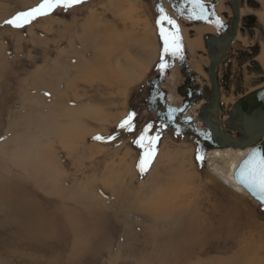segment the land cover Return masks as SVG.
<instances>
[{"label": "rangeland", "instance_id": "obj_1", "mask_svg": "<svg viewBox=\"0 0 264 264\" xmlns=\"http://www.w3.org/2000/svg\"><path fill=\"white\" fill-rule=\"evenodd\" d=\"M42 2L43 0H0V168L13 169L26 176L25 165L30 166L32 158L30 153L32 151L28 146L30 144L29 135L26 134V130L33 126L31 146L34 152L38 151L35 154L37 157L33 159L36 164L41 161L37 164L41 168L32 171L47 182L51 181L52 173L60 176L57 184L60 183L64 188L70 189L73 195L77 193L90 195L89 190L95 188L94 196H91L95 202L100 200L98 202L100 210L107 216H111L117 210L116 214L119 215L117 221L113 218L106 224L105 232L108 239L111 237V244L103 242L101 247L94 246L90 250L89 237L80 235L77 245V248L80 247L78 262H70L68 260L72 253V238L69 240L71 247L66 251L60 250L59 243L56 242H52L51 247L55 248L52 251L42 247H26L16 241H11L13 243L11 244L9 238L13 236L17 239L22 234L10 224L8 213L2 211L0 212V264H161L158 261L159 253L152 246L157 234L155 232L162 234L158 235L160 239H166L167 236L178 232L167 231L166 227L159 230V226L153 220H167L173 215L178 221L181 220L179 216L186 213L193 217L195 210L202 218L215 211L221 213L229 211L232 217L231 232L223 235L216 234V232L209 233L208 237L197 245L198 250L206 249V254L201 256L202 260L212 264H264V209L250 196L238 195L232 191L231 185L221 175L222 173L228 178L231 177L228 174L229 165L223 159L215 160L214 155L207 157V154L204 160L198 159L197 149L192 141L176 138L163 130L156 121V115L147 112L142 104L144 84L157 73L158 68L167 58V53L164 52V40L160 34L161 28L165 32L172 31L166 19L161 21V17L165 15L156 11L153 3L155 0H83L82 3L67 9L58 7L47 15L37 17L22 28H15L5 23L17 14L28 12ZM260 3L263 5L261 7H264V0H260ZM241 12L243 18L255 16L258 19V25L249 45L252 41L254 44L261 42L262 49L264 22L261 15H263L264 8L256 11L244 5ZM122 21L125 23L126 32L120 31L115 38L127 40L130 47L129 57L132 55L130 59L137 60L136 62L139 63H150L151 66L143 77V81L134 85L128 93L125 87L123 88L126 91H123L122 87L117 86H112L107 91H96L95 85L91 88L87 82L83 81L84 79H79L83 74L82 69L84 71L86 68V62L91 59L98 60L90 50L87 49L86 52L84 50L90 48L94 51V45H96L97 53L102 51L101 54H104V50L109 51L110 49L107 48L109 43H106L107 47L105 46L106 38L95 34V31L105 30L106 26ZM144 32L148 36L147 43H150L149 50H152L145 54L139 45V34ZM259 32H263L261 34L263 38L257 41L260 37ZM128 33H132L133 36L127 39ZM108 35L112 37L111 34ZM134 35L138 36L134 37ZM247 37H245V42ZM245 46L244 41L240 40L233 48L234 50H250L248 46ZM201 50L202 53H195V58H192L191 62H194L195 66L201 61L202 64L207 65L208 63L204 59V47ZM259 59L260 55L258 64L261 68L255 70L254 68L249 69L247 66H251V62L243 58L242 72L245 77L242 89L239 93L235 89L230 96L223 94L225 103L222 102V104L225 106V111L229 110L234 102L245 94L264 86V63ZM199 67L196 72L203 75ZM178 70L173 69L166 78V84L163 85V89L171 100L173 99L172 105L175 106L181 105L177 90L184 81V77ZM75 79L76 83L73 82ZM78 91L82 92L78 93ZM65 92L70 93L68 97L73 96L72 105L65 104L67 100L63 99ZM84 92L88 93H85L86 96L93 97V104L85 103L87 98L83 100ZM77 102L78 107L75 105ZM81 110L89 113L78 115V112H82ZM197 110L193 108L189 115L194 117ZM71 112H76V115L69 117ZM129 117H131L132 128L122 129L120 124ZM94 122L98 123L93 125ZM103 124L107 128L106 131ZM142 134L145 136L143 141L145 145L148 144L149 139L158 137L154 145L156 158L150 169L143 174L139 171L138 163L144 156L146 148H141L135 143ZM96 136L104 139L97 140L94 138ZM109 137H112L111 140ZM1 149L5 151L4 154ZM18 155L27 160L20 162L17 160ZM42 156L45 160L39 159V157L43 158ZM224 159L229 160L231 157ZM180 162L183 171L178 178L182 182L174 181L176 188L171 186L172 183L170 187H165L172 175V170H177L176 163ZM23 180L30 182L27 178ZM167 188L169 192L172 191L171 196H176L170 197L169 192V195L166 191L163 192L165 189L168 191ZM170 188L174 190V193L173 190L170 191ZM42 194L41 201H47L46 204L49 206L53 202L51 200L58 199L55 195L51 196L46 192ZM64 200L72 206L75 204L67 197L61 198V204ZM86 200L89 198L84 200L87 203ZM190 201H192L190 205L192 209L188 206H181L189 204ZM172 205L173 208H171ZM70 208L73 209V207ZM83 211L81 206L79 212ZM68 218L70 223H76V219L82 220L72 216ZM2 220L8 221V224L4 225ZM63 220L66 221V219ZM72 226L75 227L77 233L87 228L85 222L76 226L72 224ZM62 252L64 253L61 254Z\"/></svg>", "mask_w": 264, "mask_h": 264}, {"label": "bare ground", "instance_id": "obj_2", "mask_svg": "<svg viewBox=\"0 0 264 264\" xmlns=\"http://www.w3.org/2000/svg\"><path fill=\"white\" fill-rule=\"evenodd\" d=\"M205 1V0H203ZM260 1V0H259ZM222 2V1H221ZM222 4V3H221ZM220 4V5H221ZM165 7V5H164ZM224 7V6H223ZM248 7V6H247ZM166 8V7H165ZM222 8V7H221ZM9 10V9H8ZM220 10V9H219ZM20 11V10H19ZM11 12V11H10ZM221 13V12H220ZM242 12H240L241 14ZM264 13V12H263ZM125 14V13H124ZM161 14V13H160ZM243 14V13H242ZM172 15V14H171ZM264 15V14H263ZM225 16V15H223ZM128 17V16H127ZM3 18V17H2ZM124 18V16H123ZM126 18V17H125ZM132 18V16H131ZM223 18V17H222ZM264 18V17H263ZM263 18H261L263 20ZM4 19V18H3ZM130 19V18H129ZM176 19V18H175ZM2 20V19H1ZM122 20V19H121ZM120 20V21H121ZM128 20V18L126 19ZM3 21V20H2ZM135 21V20H133ZM228 21V20H227ZM1 22V21H0ZM131 22V21H130ZM125 23L122 22H118L116 24H113L111 26H106V29H98L97 31H95V34L97 33L99 36H103L106 38V42H105V46L106 43H109V51L105 50L103 51L104 54H101L102 51H99L98 53L96 52L95 48L96 45H94V51L91 50L90 48H85V52L86 50H90L92 52V54H94L93 56H96V58L98 59L97 61L94 59H91L90 61H85L86 62V68L83 71L82 69V76L79 79H84L83 81L86 83L87 85L89 84V86H91V88L95 85V87H97L96 91H107V89H111L112 86H117L122 87L121 89L123 91L127 92L137 83H140L141 81H143V77L147 74L151 64L150 63H139L136 62L134 59H130L129 57V53H128V49H130V47L127 44V40H121L118 38H115V36L120 34V31H125L126 30V26L124 25ZM131 24V23H130ZM189 26V25H188ZM123 28V30L120 29ZM136 27V26H135ZM209 27V26H208ZM82 28V27H81ZM181 28V27H180ZM215 29V27H214ZM182 30V29H181ZM191 30V29H189ZM196 30V29H195ZM129 31V30H128ZM187 31V29L185 30ZM207 31V29H206ZM126 32V31H125ZM208 32V31H207ZM138 33V31H137ZM183 33V32H182ZM108 34H111L112 37H110ZM134 34V33H133ZM136 34V32H135ZM128 37L133 36L132 33H128L127 34ZM185 35V33H184ZM239 35V33H238ZM138 35H134V37H136ZM147 33L144 32L143 34H139V45L140 48H142L144 51V54L149 50L148 45H150V43L148 44V38H147ZM138 38V37H137ZM185 38V37H184ZM194 37H192L193 39ZM201 39V38H200ZM96 40V39H95ZM187 40V38H186ZM190 40V39H189ZM188 40V41H189ZM198 40V39H197ZM192 41L191 42V46H195L196 44L199 45L198 41ZM70 41V40H69ZM187 41V43H188ZM202 41V40H201ZM190 42V41H189ZM185 45V44H184ZM190 45V44H189ZM152 46V45H151ZM156 46V45H155ZM154 46V47H155ZM190 48H193L191 47ZM201 48L204 47V43L203 45L200 44L199 45ZM89 47V46H88ZM128 47V48H127ZM185 47V46H184ZM193 49H196V47H194ZM199 49V48H198ZM134 50V49H133ZM205 50V47H204ZM141 51V49H140ZM152 51V50H151ZM150 51V52H151ZM192 51V50H191ZM190 51V52H191ZM206 51V50H205ZM149 52V54H150ZM143 53V52H142ZM153 53V52H152ZM196 53V52H195ZM195 53L192 52L193 56L195 57ZM151 55V54H150ZM144 56V55H143ZM142 56V57H143ZM192 56V55H191ZM135 57V55L133 56ZM147 57V56H146ZM157 57V56H156ZM200 57V56H199ZM139 58V57H138ZM141 58V57H140ZM145 58V57H144ZM143 58V59H144ZM201 58V57H200ZM63 59V58H62ZM137 59V57H136ZM146 59V58H145ZM148 59V58H147ZM146 59V60H147ZM150 59V58H149ZM204 60V59H203ZM207 60V59H206ZM260 60L264 63V45L262 47V51L260 53ZM198 61V60H197ZM142 62V61H141ZM144 62V61H143ZM191 62V61H190ZM202 62V61H201ZM200 62V63H201ZM152 63V62H151ZM194 63V62H193ZM205 63V62H204ZM200 66V65H199ZM205 66V65H204ZM191 67V66H190ZM195 66H193L194 68ZM197 67V66H196ZM75 68V67H74ZM84 68V67H83ZM200 68V67H199ZM197 69V68H196ZM200 70V69H198ZM202 70V69H201ZM200 70V71H201ZM80 71V70H78ZM173 71V70H172ZM179 71V70H178ZM199 71V72H200ZM196 72V71H195ZM198 72V71H197ZM202 72V71H201ZM205 72V71H203ZM76 73V72H75ZM78 73V72H77ZM175 74V73H174ZM204 74V73H203ZM218 75V74H217ZM78 76V75H77ZM177 76V75H175ZM201 76V75H200ZM76 77V76H75ZM178 77V76H177ZM206 77V76H205ZM180 78V75H179ZM78 79V78H77ZM76 79L73 81L76 83ZM178 82V81H177ZM200 82V81H199ZM71 84V82L69 83ZM78 84V83H77ZM166 84V83H165ZM75 85V84H74ZM82 85V84H81ZM84 85V84H83ZM86 85V84H85ZM104 85V86H103ZM110 87V88H109ZM123 87H125L126 89H124ZM262 87V86H261ZM79 88V87H78ZM260 88V87H259ZM235 89V88H234ZM61 90V89H60ZM69 90V89H68ZM84 90V89H82ZM88 91V90H87ZM62 92V91H61ZM69 92V91H67ZM66 93V95H64L63 99L66 100L65 104L66 105H72V97H68L70 95V93ZM82 91H78V93H80ZM112 92V91H111ZM110 92V93H111ZM118 92V91H117ZM45 93V92H44ZM88 94L87 92H84V94L82 96H84L83 100L85 98H87V102L85 101V103H92L93 97H90L89 95L86 96V94ZM103 93V92H102ZM101 94V92H100ZM100 94H97L100 96ZM105 94V93H104ZM76 95V94H75ZM80 96V95H78ZM102 96V95H101ZM104 96V95H103ZM215 94L212 93L210 94V97H214ZM105 97V96H104ZM102 97V100H104ZM62 98V97H60ZM111 98V97H110ZM108 100V98H106ZM169 102L172 104V100L169 97ZM77 100V99H76ZM82 100V101H83ZM86 100V99H85ZM80 101V99H79ZM105 101V100H104ZM111 101V99H110ZM64 103V102H62ZM95 103V102H94ZM225 103V102H224ZM235 103V102H234ZM86 104V105H87ZM93 104V103H92ZM97 104V103H96ZM103 104V103H102ZM106 104H110V103H106ZM77 107L79 106L78 102L75 104ZM98 106V105H97ZM69 107V106H68ZM110 107V106H109ZM76 108V107H75ZM215 108V107H214ZM78 109V108H77ZM74 110V109H72ZM82 112H78V115L82 114V113H89L88 111H83ZM66 112V111H65ZM109 112V110H108ZM67 113L68 110H67ZM72 114L69 117H73L75 116L76 112H71ZM91 113V112H90ZM103 113V112H102ZM122 113V112H121ZM65 114V113H64ZM98 114V113H96ZM95 114V115H96ZM123 114V113H122ZM222 114V113H221ZM87 115V114H86ZM99 115V114H98ZM127 115V114H126ZM196 115V114H195ZM194 115V116H195ZM125 116V115H124ZM104 117V116H103ZM78 118V117H77ZM83 119V118H82ZM227 119V117L225 118V120ZM31 120V119H30ZM69 120V119H68ZM84 122V121H83ZM102 122V121H100ZM99 122V123H100ZM104 122V121H103ZM77 123V122H76ZM95 123V122H94ZM98 123V122H96ZM93 124V125H96ZM105 123V122H104ZM32 124V123H30ZM101 124V123H100ZM53 125V123H52ZM92 125V126H93ZM46 126V125H45ZM91 126V125H90ZM98 126V125H97ZM104 126V124H103ZM32 127L30 126L28 127V130H26V134L28 133L29 135V140L28 142L30 144H28V146L31 148L30 152L32 154V158L30 160V166H26L25 167L27 169H25V172L28 174H26V176H24V174H20L18 172H16V170L13 169H3L0 168V212H7L8 213V218L11 220V225H14L15 230L21 231V237L19 238H15V237H11L9 238V241L11 243V241L13 242H18V244H22L25 245L26 247H31V246H35V247H42L44 249L47 250H54L55 248L51 247L52 242H56L59 243L58 248L60 250H68L71 247V242L69 241L72 238V242H73V247L72 248V253L69 256V260L70 262H78V255H80L79 252V248H77V245L80 241V235H85L88 236L90 239L89 242V248L90 250H92L94 248V246H97L98 248L101 247L103 245V242H106L107 244H111V237H107L106 232H105V228H106V224L108 222V220H113V218L115 219V221H117L118 215L117 210H115V213L112 214L111 216H107L106 214H104V212L102 210H100L99 208V204L98 202L93 201V197L94 196V189L95 188H91V190H89V194L87 195L85 193L82 194H76L73 195L71 194V190L70 189H66L64 188V186H61L60 183L57 184V180L58 177L60 176H55L52 172V174L50 175L51 177V181L47 182L44 181L39 174H35L33 171H37L41 168V166L37 165L39 164L41 161H39L37 164L36 162H34L35 157H37L35 154L38 153V151L36 150V152H34L33 147L31 146V135L33 133L32 131ZM99 127V126H98ZM34 128V127H33ZM59 128V127H58ZM92 128V127H91ZM105 128V126H104ZM103 128V130H104ZM107 128H105L106 131ZM95 130H99V129H95ZM44 131V129H43ZM46 132V130H45ZM47 133V132H46ZM40 134V133H39ZM106 134V133H105ZM45 135V134H44ZM37 136V135H36ZM43 136V135H42ZM108 136V135H107ZM115 137V136H113ZM117 137V136H116ZM84 139V138H82ZM33 140V139H32ZM111 140V139H110ZM19 141V140H18ZM47 141V140H46ZM49 141V140H48ZM113 141V140H112ZM116 141V139L114 140ZM35 142V141H34ZM33 142V143H34ZM14 143V142H13ZM32 143V145H33ZM57 143V142H56ZM110 143V142H109ZM118 143V142H117ZM27 144V143H25ZM25 146V145H24ZM27 146V147H28ZM182 146V145H181ZM13 147V146H12ZM23 147V146H22ZM120 148V147H118ZM179 148V147H178ZM20 149V148H19ZM22 149V148H21ZM37 149V148H36ZM24 150V149H22ZM116 151V150H115ZM120 151V150H119ZM127 151V150H126ZM2 154L5 153L4 150L1 149ZM22 152V151H21ZM26 152V151H25ZM40 152V151H39ZM117 152V151H116ZM28 153V152H27ZM128 154V153H127ZM248 154V151H242V150H233V149H229V150H215V151H211L209 153H207V157L208 155H214L216 159H223V161L228 164V174L231 175L230 178H228L227 176H224L222 173V177H224V179L231 185L232 187V191L235 194L238 195H243V196H249V194L247 192H245V190L239 186V184L237 183L236 179H235V172L237 167L239 166V163L241 162L240 160H242L246 155ZM91 155V154H90ZM177 155V154H176ZM182 155V154H181ZM232 155H235V157ZM128 156V155H127ZM211 156V157H212ZM218 156V157H217ZM43 157V156H42ZM61 157V156H60ZM59 157V158H60ZM229 158L231 157V159L229 160H225L224 158ZM17 160H19L20 162H23L27 159H25L24 157L21 158L20 155L17 156ZM63 158V157H62ZM61 158V159H62ZM23 159V160H22ZM40 160H45L44 157L41 158L39 157ZM70 159V157H69ZM175 159V158H174ZM64 160V159H63ZM182 160V159H181ZM62 161V160H61ZM17 162V161H16ZM91 162V161H90ZM187 162V161H186ZM60 163V161H59ZM174 164V163H173ZM177 166V170H172L170 175V179L168 180L167 184L165 185V187H170L171 183H172V187H175V185L173 184L174 181L176 180H180L178 177L181 174V172L183 171V168H181L182 163H176ZM187 167V166H186ZM190 167V166H188ZM52 168V167H51ZM15 169V168H14ZM29 169V170H28ZM33 170V171H32ZM49 173V170H47ZM54 171V169H53ZM55 173V172H54ZM57 173V170H56ZM70 173V172H69ZM89 173V172H88ZM71 176V174H70ZM86 176V175H85ZM229 176V175H228ZM77 177V176H76ZM79 177V176H78ZM159 177V176H158ZM27 178L30 182L28 181H24L23 179ZM33 178V180L31 179ZM154 178V176H153ZM160 178V177H159ZM158 178V179H159ZM16 179V180H15ZM156 179V178H155ZM62 180V179H61ZM64 180V179H63ZM33 181V182H32ZM155 181V180H154ZM181 181V180H180ZM186 181V180H185ZM162 182V181H161ZM164 182V181H163ZM166 182V181H165ZM182 182V181H181ZM184 182V181H183ZM124 183V182H123ZM127 183V182H126ZM187 183V182H186ZM103 184V183H102ZM119 184V183H118ZM163 184V183H162ZM182 184V183H180ZM66 185V183H65ZM116 185V184H115ZM158 185V184H157ZM118 186V185H117ZM116 186V187H117ZM120 186V185H119ZM161 186V184H160ZM179 186V185H178ZM181 186V185H180ZM86 187V186H85ZM106 187V186H105ZM109 187V186H108ZM134 187V186H133ZM163 187V186H162ZM63 188V189H61ZM111 188V187H110ZM109 188V189H110ZM161 188V187H160ZM164 188V187H163ZM176 188V187H175ZM168 189V188H167ZM178 189V188H177ZM88 190V189H87ZM98 188L96 189L97 192ZM173 190L170 188V191ZM176 190V189H175ZM65 193H64V192ZM169 192L165 189L163 192ZM43 193H47L49 195H55L56 197H58V199L56 200H51L53 201L50 206L47 205V201L42 202L41 199L43 197ZM109 192V191H108ZM172 192V191H171ZM171 192L170 195L168 193V195L170 197H174L176 195L171 196ZM177 192V190L175 191ZM74 193V191H73ZM174 193V190H173ZM48 195V196H49ZM92 195V196H91ZM135 195V193H134ZM167 195V196H168ZM187 196V195H186ZM68 198L71 202L75 203L74 206H72L70 203L67 202V200H64V202H62L61 204V198ZM108 197V196H107ZM52 198V197H51ZM89 198V200H86L87 203L84 201L85 199ZM84 199V200H83ZM113 199V198H112ZM111 199V200H112ZM171 200V198H170ZM187 200V199H186ZM56 201V202H55ZM172 201V200H171ZM105 202V201H104ZM169 201H167L168 203ZM49 203V202H48ZM68 203V204H67ZM165 203V202H164ZM187 203V202H186ZM83 204V205H81ZM107 204V203H106ZM192 204V201H190L189 204H182L181 206H188L190 207V209H192V207L190 206ZM102 205H103V200H102ZM115 205V204H114ZM176 204H174L175 206ZM83 207V212H79L80 211V207ZM104 206V205H103ZM106 206V205H105ZM70 207H73V209H71ZM173 208V205L172 207ZM186 208V207H185ZM111 209V208H110ZM177 210V209H176ZM179 210V209H178ZM188 210V209H187ZM120 210H118L119 212ZM194 211V210H193ZM192 211V212H193ZM114 212V211H113ZM173 212V211H170ZM186 212V211H185ZM188 212V211H187ZM229 212V211H228ZM227 211L223 212H219V211H215V212H211L208 214V216H206L205 218L199 217V213L197 212V210L194 211V215L188 216L186 214L180 215L179 218H181V223L179 224V220L177 221L175 219L176 216L171 215L169 218H167V220H160V219H154L153 222H156V224L159 226V230H161L162 228L167 229V231L171 230L170 232H172V230H174V232H178V233H174L172 236H167V238L165 239H160L158 237V235H160L161 233L159 232H155L157 233L154 237V240L152 242V246H154L157 249V253L158 254V261L161 262V264H212L209 262H206L205 260L201 259V256L206 254V249H201L198 250L197 249V245L206 237H208L209 233H215L216 234H226L228 232H231V227H232V222L231 219L232 217L230 216V214ZM121 213V212H120ZM2 214V213H1ZM167 214V213H166ZM207 214V213H206ZM125 215V214H124ZM68 216H72V217H76V218H80L82 219L86 224H87V228L78 231L79 233H77L75 227L72 226V224L74 226H76L77 224H83L84 222L79 219H76V223H70L67 219ZM66 217V218H65ZM129 217V216H128ZM130 218V217H129ZM63 219H66V221L64 222ZM165 219V218H164ZM1 221V220H0ZM2 222L5 224H8V221H3ZM82 222V223H81ZM113 222V221H112ZM152 222V221H151ZM152 222V223H153ZM162 222V223H161ZM69 223V224H67ZM125 223V222H124ZM231 223V224H230ZM171 225H174L173 227H170ZM6 227V226H5ZM170 228V229H169ZM163 230V229H162ZM154 231V230H153ZM166 231V232H167ZM163 232V231H162ZM169 232V233H170ZM166 234V233H165ZM172 234V233H171ZM170 234V235H171ZM162 235V234H161ZM16 236V235H15ZM135 236V235H134ZM18 237V236H17ZM14 238V239H13ZM130 238V237H129ZM133 238V237H132ZM206 240V239H205ZM131 241V240H130ZM132 243V242H131ZM130 243V244H131ZM202 243V242H201ZM13 244V243H11ZM10 245V244H9ZM129 245V244H128ZM202 245V244H200ZM199 245V246H200ZM205 245V244H203ZM140 246V245H139ZM93 247V248H92ZM206 247V246H204ZM158 249H160V251H158ZM102 250V249H101ZM64 251V252H65ZM131 251V250H129ZM156 251V250H155ZM64 252H62L61 254H63ZM103 252V251H102ZM140 252V251H139ZM110 253V252H109ZM256 253V252H254ZM141 254V252H140ZM109 255V254H108ZM142 255V254H141ZM139 255V256H141ZM65 255H63L64 257ZM82 260V259H81ZM90 260V259H89ZM231 260V259H230ZM89 262V261H88Z\"/></svg>", "mask_w": 264, "mask_h": 264}, {"label": "water", "instance_id": "obj_3", "mask_svg": "<svg viewBox=\"0 0 264 264\" xmlns=\"http://www.w3.org/2000/svg\"><path fill=\"white\" fill-rule=\"evenodd\" d=\"M232 1L230 7L232 17L227 22H223L214 14L213 5H206L199 0L198 2L197 0H187V5L184 2L179 4L178 8L176 4L174 5L178 12L184 11V5L189 6L190 9L195 10L190 17L187 15L191 22L206 23L215 26L217 30V34H207L203 38L210 62V66L205 68V72L209 75L212 89L204 88L202 91L195 86L197 75L186 62L183 44L178 39L179 50L175 51L172 46V38L176 36L173 32H167L170 43L167 58L162 63L164 67L161 68V64L157 73L144 84L141 101L147 112L156 115V121L163 130L168 131L174 137L192 141L196 146L197 156L200 157V160H204L207 153L215 150L248 151L236 169L235 179L252 200L264 209V200L261 199L264 192L258 188L248 187L242 182L241 175L243 170V177L247 178L253 163H258L264 158V86L242 96L229 110L225 111V106L220 100L217 83L218 66L220 64L232 65L231 60L237 62L238 56L233 54L235 52L233 44L238 33H242L246 28L240 14V0ZM163 2L172 4L174 0H157L156 11L166 16ZM198 3L204 5L203 10L198 6ZM176 60L179 62L180 73L186 80L185 84L177 90L183 98V103L179 106L169 102V96L163 89L167 76L175 68ZM252 63L261 68L257 62L252 61L250 65ZM212 93L215 94L214 97H210ZM201 102H205V104L197 111L196 116L189 115L191 110Z\"/></svg>", "mask_w": 264, "mask_h": 264}, {"label": "flooded vegetation", "instance_id": "obj_4", "mask_svg": "<svg viewBox=\"0 0 264 264\" xmlns=\"http://www.w3.org/2000/svg\"><path fill=\"white\" fill-rule=\"evenodd\" d=\"M174 0V3L170 4L168 2H163V7H164V4H169L171 5V7L174 9V10H177L178 8V5L179 4H183L184 2H186L185 5H187V0ZM201 1V0H199ZM154 3V7L155 9L157 8V0H155ZM226 6L231 10V5L233 3L232 0H226ZM176 4V9L174 8V5ZM206 4V3H204ZM240 4H241V9L244 8V5L245 7H249L252 9H255L256 11H260L262 10L264 7H261V3L259 0H240ZM184 5V6H185ZM206 5H213V2L209 3V4H206ZM263 6V5H262ZM164 10H165V7H164ZM241 11V10H240ZM166 14V13H165ZM164 15V14H162ZM181 18H183L184 16L183 15H179ZM166 17V16H165ZM244 19V25L246 28H244L243 32H242V35H245V37L247 36V34H254V30L256 28V26L258 25V19H256L255 16H247L245 18H242ZM167 20V19H166ZM191 22V20H189ZM193 23V22H191ZM169 24V23H168ZM171 25V24H169ZM259 25H260V22H259ZM247 26L249 27L247 29ZM252 28V29H250ZM172 31L174 36L178 37V39H180L179 35H178V27L176 26H173L172 28ZM167 33V31L165 32ZM241 33V32H240ZM263 32H259L260 34V37L258 38L257 41H260L263 37L261 36ZM194 36V33L191 34V37ZM257 43V42H255ZM250 48V50H238V52H233L234 55L238 56L237 58V62L234 61V60H231L232 61V65H228V64H220L217 68V83H218V88H219V94H220V100H221V103L224 102L223 101V94H226V96H230L232 95V92L235 91V89H237V92L239 93V91L242 89V82L244 80V74L242 72V69H243V66H242V60L243 58L245 59H249V63L250 62H257L258 63V57L262 51L261 49V42H258L257 44L251 46V47H248ZM247 48V49H248ZM187 50L185 49L184 47V52H185V59H186V62L188 64V62L190 63V61H192V58H189V55L188 53L186 52ZM198 54L199 53H202V51H198L197 52ZM205 55V58L204 59H207V65L206 64H202V63H199L200 66H201V69L202 71H205V68L209 67L210 65V62H209V59H208V55H207V52L205 51V53H203ZM195 58V57H194ZM205 65V66H204ZM249 69H255L256 68L258 69L257 65H255L253 67V63L251 66H247ZM175 70L176 69H179L180 71V68H179V62L176 60L175 61ZM192 71L197 75V78H196V82H195V86L198 87L200 90H204V88H209V89H212V86L210 84V80H209V75L206 73V72H203L204 74H199L197 72H195V70L192 69ZM238 73V74H237ZM181 74V73H180ZM201 75V76H200ZM206 76V77H205ZM183 77V76H182ZM183 84L182 86L185 84V78H183ZM200 81V82H199ZM235 87V89H234ZM180 87H178L179 89ZM255 90V89H254ZM252 92V91H250ZM249 92V93H250ZM178 93V92H177ZM248 94V93H247ZM246 95V94H245ZM178 97L181 98V104L183 103V98L178 94ZM205 104V102H201L199 103V105L197 107H195V109L197 110H200V108ZM197 110V111H198ZM196 116V115H195ZM177 138V137H176Z\"/></svg>", "mask_w": 264, "mask_h": 264}, {"label": "snow or ice", "instance_id": "obj_5", "mask_svg": "<svg viewBox=\"0 0 264 264\" xmlns=\"http://www.w3.org/2000/svg\"><path fill=\"white\" fill-rule=\"evenodd\" d=\"M82 2L83 0H43V2L39 4L37 7L32 8L28 12H21L17 14L16 16H14L12 19L5 21V23L15 28H22L25 25L30 24L37 17L47 15L58 7H63L67 9L74 5L80 4ZM198 6L201 8V10H203L204 8L203 4L198 3ZM161 12H163V9H161ZM164 19H167V22L169 24L175 23L171 18L162 16L161 21H163ZM158 23H160V21H158ZM160 34L164 40V52L167 53L169 51L170 38L168 34L165 33L163 28H161ZM177 41H178V37L172 38V46L175 51L179 50V44ZM163 67L164 65L162 64L161 68ZM130 119L131 117H129L128 119H125L120 124V127L122 129L125 127H127L128 129H131L132 124L130 123ZM94 138L97 140L104 139L101 136H96ZM111 138L112 137H109V139ZM144 140H145V136L142 134L139 137V139L135 141V143L138 144L141 148H146L144 156L139 160V163H138L139 171L142 174L147 172L150 169V167L152 166L156 158V149L154 145L156 144L158 137L149 139L147 145L143 143ZM197 158L200 159L199 156ZM241 175H242V182H244L248 187L254 188V189L258 188L261 192H264V158H262L258 163H253V166L251 170L249 171L247 178L243 177V170L241 172ZM261 199L264 200V196H262Z\"/></svg>", "mask_w": 264, "mask_h": 264}, {"label": "crops", "instance_id": "obj_6", "mask_svg": "<svg viewBox=\"0 0 264 264\" xmlns=\"http://www.w3.org/2000/svg\"><path fill=\"white\" fill-rule=\"evenodd\" d=\"M202 2H204V3H206V4H209V3H211V2H213V12H214V14L216 15V16H218L223 22H227V20H229V18H231L232 17V12H231V10L226 6V0H205V1H203V0H201ZM222 1V2H221ZM222 3V4H221ZM221 4V5H220ZM165 5V12H166V17L167 18H171L175 23L174 24H171L170 26H171V28L173 27V26H178V35H179V37H180V41H181V43L183 44V47L185 46V49L187 50L186 52L188 53V55H189V58H194V56H193V54H192V52L193 53H197L198 51H202L201 49V47L199 46L200 44H202L203 45V38H204V36H206L207 34H217V30H216V28L214 29V27L215 26H211V25H209V24H203V23H200V24H198V23H191L190 21H189V17H190V15L192 14V12H194L195 10H193V9H190V7L189 6H184V11H180V12H178L177 10H174L172 7H171V5H169V4H164ZM224 6V7H223ZM222 7V8H221ZM220 9V10H219ZM221 12V13H220ZM229 15H228V14ZM172 14V15H171ZM183 15L184 17L183 18H181L179 15ZM264 14V13H263ZM187 15L189 16V17H187ZM223 15H225V16H223ZM245 15H248V14H245ZM223 17V18H222ZM264 17V15H261V18H263ZM176 18V19H175ZM243 18V17H242ZM263 22H264V18H263V20H262ZM189 25V26H188ZM209 26V27H208ZM181 27V28H180ZM182 29V30H181ZM187 29V31H185ZM189 29H191V30H189ZM196 29V30H195ZM206 29H207V31H206ZM183 32V33H182ZM184 33H185V35H184ZM192 33H194V38L192 39V37H191V34ZM241 34V33H240ZM239 34V35H240ZM239 35L237 36V38H236V40H235V43L233 44V46L238 42V41H240V40H242V41H244V43H245V47H247L248 45H249V43H250V39L252 38V35H250V34H248V37L246 38V42H245V35H240L241 37L239 38ZM185 37V38H184ZM186 38H187V40H186ZM201 38V39H200ZM190 39V40H189ZM200 41H198V40ZM190 42H189V41ZM198 41L199 42V45L198 44H196L195 46H191V42L192 41ZM202 40V41H201ZM187 41H188V43H187ZM256 42V41H255ZM185 44V45H184ZM190 44V45H189ZM253 45H255L254 44V42L252 41L251 42V44L248 46V47H251V46H253ZM263 45L264 44H262V47H263ZM190 46L191 47H196V49H193V48H190ZM199 48V49H198ZM192 50V51H191ZM238 50H241V49H236V50H234V51H236V52H238ZM191 51V52H190ZM192 55V56H191ZM259 61H261L260 59H259ZM259 63V62H258ZM188 65H189V67L191 68V69H193V70H195L196 71V68L197 67H199V63H197V67L192 63V62H188ZM193 66H195L194 68H193ZM200 68H201V66H200ZM178 138V137H177Z\"/></svg>", "mask_w": 264, "mask_h": 264}]
</instances>
